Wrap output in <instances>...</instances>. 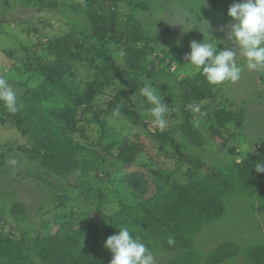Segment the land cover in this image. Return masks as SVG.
<instances>
[{"label":"trees","instance_id":"1","mask_svg":"<svg viewBox=\"0 0 264 264\" xmlns=\"http://www.w3.org/2000/svg\"><path fill=\"white\" fill-rule=\"evenodd\" d=\"M33 1L44 6L56 4L53 0ZM154 1L85 0L91 26L73 25L70 32L46 38L42 44H26L10 65V71L27 75L36 83L27 88L20 81L16 89L10 85L17 95L16 113L0 101V125L15 128L24 138L22 143L15 142L16 148L30 162L65 178L70 185L76 184L84 170L118 161V171L126 174L116 172L119 175L113 181L111 171L105 193L100 194L102 198L117 195L120 199L123 190L129 189L137 200L125 203L113 214L99 205L98 221L71 211L55 213L53 221L62 223L50 234L27 238L17 237L20 229L16 228L6 235L0 232V264H25V250L36 254L44 264H110L112 254L104 242L122 226L150 250L158 244L162 250L176 253L158 264H198L202 257L192 237L224 215L227 195L243 191L245 180L264 179V173L254 169L255 162L264 160L262 140H256L257 149L238 164L216 168L199 163L203 165L192 170L185 182L176 180L169 167L159 166L162 156L170 155L169 148L184 149L188 142L198 148L204 145L196 120L205 117L208 134L226 146L229 140L224 136L233 132L232 126L237 130L243 126L245 112L232 104L217 108L221 103L220 86L209 85L199 70L183 67L180 60L185 47L154 51L148 42L153 29L147 28L135 12L124 16L126 22L120 21L121 3L130 10L146 11ZM210 1L231 22L227 10L236 0ZM175 66L184 71L177 78L171 77L181 91L178 101H173L171 92L159 94L169 109L166 116L175 118L179 114L180 122L176 127L159 129L144 115L151 105L139 89L150 81L153 86L157 83L170 90L168 80ZM80 72L79 83L76 78ZM189 105H200L204 115L193 113ZM109 116L123 118L128 126L121 123L117 128ZM176 131L186 143L173 136ZM169 184L171 187H166ZM11 210L13 214L22 213L24 205L14 204ZM170 237L174 240L171 245L167 243ZM236 253L240 248L235 242L222 243L207 261L220 264ZM243 254L250 264H264V244L251 245Z\"/></svg>","mask_w":264,"mask_h":264},{"label":"rangeland","instance_id":"2","mask_svg":"<svg viewBox=\"0 0 264 264\" xmlns=\"http://www.w3.org/2000/svg\"><path fill=\"white\" fill-rule=\"evenodd\" d=\"M53 2L56 3L53 6H44L33 0H0V75L9 80V86L12 85L13 89L18 87L17 82L20 81L26 85L25 87L36 84L32 79L28 80L27 75L22 76L9 69L20 56L19 53L24 45L42 44L46 38L58 37L70 32L73 25L91 26V17L87 12L89 7L86 6L85 0H53ZM121 8L122 23L126 22L125 15L135 12L139 19L146 23L147 28L153 29L148 42L154 51L169 50L170 46L185 47L187 50L181 62L179 61L184 63L183 67L192 68L187 64L185 55L190 52L189 43L193 40L212 43H216V40H224L223 44L217 45L218 49H223L226 44L231 47L226 36L227 25L230 22L225 19L222 10L214 7L210 0L204 2L203 0H155L152 8L146 11L130 10L123 2ZM160 23L164 25L160 26ZM239 62L243 65L242 60ZM182 71L183 69L178 66L172 68L173 76H169L168 80L170 90L157 83L154 85L159 93L171 92L174 102L178 101L181 91L176 79L172 81V78L178 77ZM81 76L82 72L76 78L79 83ZM79 85L83 87L82 84ZM219 101L221 103L217 108L231 104L243 107L245 112L243 126L239 130L234 126L231 127L233 132L224 136L229 140L225 146L211 138L207 130L208 122L202 117L199 120V129L203 134L204 145L198 148L188 142L184 149L180 147L176 150L168 147L170 155L162 156L159 162L160 167L170 168L176 180L187 181L186 178L192 174V170L197 171L204 163L205 166L209 164L216 168L238 164L248 156L247 154L257 149L256 140L264 141V70L248 71L245 68L238 81L220 85ZM204 104L208 105V103ZM144 115L152 119L146 109ZM109 121L117 128L121 123L128 126L121 117L109 116ZM179 122V114L175 118L169 114L166 116L165 126L176 127ZM173 136L186 143L185 139L181 140L179 131ZM22 139L24 138L15 128L7 124L0 125V232L4 235L15 228L16 231L20 229L17 231V237L23 235L27 238L35 237L37 233L50 234L56 232L55 230H58L62 223L53 221L59 212L71 211L72 214L90 221H98L100 220L97 210L99 205L105 206L107 211L113 214L125 203H136L137 197L129 189L123 190L120 199L117 195L102 198L100 194L106 188L107 175H110L111 171L112 179L115 178L113 181H117L116 177L119 174L116 172L126 174L125 171H118L121 168V163L118 161H108L111 163L108 166L95 165L96 168L84 170L76 184L70 185L65 178L48 169L39 168L40 166L35 162H30L15 146V142L22 143ZM12 161H15V164ZM199 163L203 164L199 166ZM71 182L73 184V180ZM166 187H171V184ZM60 196L64 197L60 198ZM263 200L262 177L245 180L243 191L228 194L224 215L209 222L199 234L192 237L202 257L198 264H208V255L226 242H235L240 248V253L234 254L220 264H250L243 251L251 245L264 244ZM17 203L24 205V211L13 214L11 209ZM153 247L151 251L155 257V264L170 260L176 255L174 252L162 250L158 244ZM24 252L27 255L25 264H44L36 254L27 250Z\"/></svg>","mask_w":264,"mask_h":264},{"label":"clouds","instance_id":"3","mask_svg":"<svg viewBox=\"0 0 264 264\" xmlns=\"http://www.w3.org/2000/svg\"><path fill=\"white\" fill-rule=\"evenodd\" d=\"M227 15L231 18L226 33L231 47L226 44L223 49H218L217 45L223 44L224 40H216V43L193 40L190 52L185 55L187 64L199 70L211 86L238 81L245 68L248 71L264 70V0H236L228 8ZM139 93L151 105L147 111L152 123L163 129L169 109L157 87L145 81ZM0 101L11 113L19 110L17 95L3 77H0ZM188 107L193 113L204 115L200 105ZM199 122L195 121L196 126ZM254 169L258 174L264 173V160L255 162ZM167 243L171 245L174 240L170 237ZM104 247L112 254L110 264H155L152 251L138 236L134 237L127 226L109 236Z\"/></svg>","mask_w":264,"mask_h":264}]
</instances>
